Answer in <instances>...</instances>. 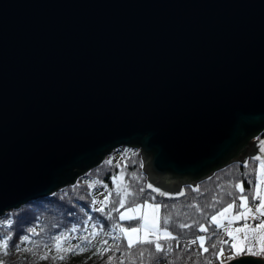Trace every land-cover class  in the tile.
Returning a JSON list of instances; mask_svg holds the SVG:
<instances>
[{
	"label": "water",
	"instance_id": "1",
	"mask_svg": "<svg viewBox=\"0 0 264 264\" xmlns=\"http://www.w3.org/2000/svg\"><path fill=\"white\" fill-rule=\"evenodd\" d=\"M262 130L264 0H0V217L122 147L181 199Z\"/></svg>",
	"mask_w": 264,
	"mask_h": 264
},
{
	"label": "snow or ice",
	"instance_id": "2",
	"mask_svg": "<svg viewBox=\"0 0 264 264\" xmlns=\"http://www.w3.org/2000/svg\"><path fill=\"white\" fill-rule=\"evenodd\" d=\"M258 149L260 153H264V139L259 140ZM256 161H259L258 171L255 167ZM105 163L112 166L114 161L110 159ZM121 163L122 161H116L115 167L120 168ZM242 166L247 169L242 175L250 185L249 190L246 192L242 180L229 181L227 188L231 190L226 191L224 194L231 197V201L220 209H216L215 205L222 204L224 201L223 196L214 197L213 202L206 205V207L214 210V214L209 219V226L195 221L198 226L197 230L200 233H205V235H199L195 239L184 242V252L190 251L193 245L198 244L201 251L197 255L203 257L205 264H212L210 257H214L219 261V264H225V261L230 262L243 255L260 256L264 254V158L261 155H255L244 160ZM124 167L126 168L127 165H124ZM133 178H135L134 174ZM112 182L115 186L112 190H109L108 185H102L104 192H101L100 195L103 199L92 200L93 205H100V207H93V211L101 213L107 220L112 222L109 229L106 230L102 224L97 222L91 225L90 230L84 229L88 233L87 235L70 237L68 233L61 232L51 236V242L49 243L33 239V237L39 236L40 232L36 228H31L26 235L19 239V242L11 244V247L15 249L17 254L20 252L30 254L34 258L33 264H39L41 260H51L52 264H57L58 261H66L77 255L92 251L93 247H95V251H92V256H100L101 259L104 258L105 254L112 253L107 256L105 264H113L114 260H117L119 264H126V262L127 264H135L137 259L140 264H145L146 253L149 260L163 258L167 260V264H176V261L181 259V253L175 251L172 242L174 241L176 249H179L181 240L177 235H173L170 230V226L177 225L172 219V213L168 211L169 205L150 202L155 201L156 196L165 197L169 194L149 183L146 188L150 189L151 192L146 195L145 186L137 189L125 184L122 174L113 176ZM97 184H100V181H93L88 184V188L91 189ZM219 187L223 189L225 186L220 185ZM192 190L200 192L199 188H193ZM113 192L115 196H113ZM237 192L240 195H237ZM151 193H155L156 196L151 195ZM178 195L184 196L185 193L181 191ZM141 197H143V200H141ZM237 201H239L238 204ZM257 201L259 203H256ZM190 207L195 208L198 213L203 212V209L196 204H192ZM234 208L236 209L235 214H233ZM121 209H125V211L121 212ZM161 209L165 210L163 214ZM113 213L118 215L119 221L139 220L140 223L124 227L117 221V217ZM92 220L93 217L89 215L84 223L87 224L88 221ZM241 220L244 221L242 227H233V224ZM249 220L258 221V223L253 225L248 222ZM211 225H215V228L210 232ZM0 226L11 228V219H7V223L0 224ZM178 227L183 230L191 228L192 225L180 223ZM71 232L76 233L77 228L73 227ZM224 236H227L228 240H225ZM71 239H78L79 242L72 244ZM97 240L98 245L94 246L93 242ZM110 240L113 243L110 244ZM11 241V233L0 239V257L7 258L9 256ZM121 241L126 243L122 246ZM160 241H164V243L162 244ZM229 242H231L230 247H225L229 245ZM206 243L208 246H206ZM217 245H219V248H217ZM117 252L120 253L118 257L116 256ZM174 252L175 259L169 260L168 257L172 256ZM225 252L230 254L225 257ZM206 253L209 256H205ZM130 257H135V259H130ZM4 258H0V264H6ZM91 258V256L88 257V259ZM185 264H187V261H185Z\"/></svg>",
	"mask_w": 264,
	"mask_h": 264
},
{
	"label": "trees",
	"instance_id": "3",
	"mask_svg": "<svg viewBox=\"0 0 264 264\" xmlns=\"http://www.w3.org/2000/svg\"><path fill=\"white\" fill-rule=\"evenodd\" d=\"M260 138L264 139V130L255 137V139ZM110 159L111 158H104L98 166L78 177L74 184L63 187L59 191L49 195V198H54V200L53 202H44L46 208L33 211L31 202H28L24 203L21 207L6 212L3 217H0V224H6L7 219H11L12 221L11 228L0 226V239H3L9 233L12 234L9 256L7 258H0L6 259V264H33L34 258L30 254L26 252H20L17 254L15 249L11 247V244L19 242V239L23 235H26L31 228H36L37 231L40 232V235L33 237V239L49 243L51 242V236L57 235L61 232L68 233L70 237L87 235L88 233L84 231V229L87 228L90 230L91 225L97 222L102 224L106 230L109 229L112 222L107 220L101 215V213L93 211L94 206L92 200L94 199V191L93 188H88V184L93 181H100L99 185L102 186L106 184L108 185L109 190H112L115 187L112 182V177L117 174H122L123 182L125 184L137 189L141 186H145V176L141 171L142 158L137 150L130 149L127 153H121L117 159L113 160L114 164L112 166L105 163ZM116 161H122L120 168L115 167ZM257 164L258 163L255 162V167H257ZM124 165H127V167L125 168ZM246 171L247 169H244L243 166L238 168V163H228L222 168L214 171L211 177L197 184V188L200 189V192H195L190 186H185L183 188L185 195L181 197V199L164 200L156 197L155 201L150 202L169 205L168 211L172 213V219L177 225L170 226L173 235H177L180 240L193 239L196 236L205 235V233H200L197 230L198 226L195 221H199V223L209 226L210 216L214 214V210L206 207V205L212 203L214 197L220 196H223L224 203L215 205L216 209H220L225 206L227 202L231 201L232 198L224 194L226 191L231 190L227 188L229 181L235 182L236 180H242L244 181L243 186L246 192L249 190L250 185L242 175V173ZM133 174L135 178H133ZM220 185H224L225 187L221 189L219 187ZM148 193L149 192L146 191L145 194L147 195ZM236 194L240 195L239 192ZM113 196H115L114 192ZM141 200H143V197H141ZM238 203L239 201H237V204ZM192 204H196L198 207L202 208L203 212L198 213L195 208L190 207ZM109 207H111V205H109ZM164 211V209H161L162 214ZM233 211L236 212V209L234 208ZM89 215L93 217V220L88 221V223L85 224L84 221L87 220ZM113 215L117 217V221L124 227H128L130 224H139V220L119 221L118 215L116 213H113ZM180 223H187L192 225V227L181 230L178 227ZM73 227L77 228L76 233L71 232ZM214 228L215 225H211L210 232ZM41 229H43V231H41ZM71 240H76V243L79 242L78 239ZM109 243L111 244L113 242L110 240ZM125 243V241H121L122 246ZM160 243L163 244L164 241H160ZM206 246H208L207 243ZM217 248H219V245H217ZM176 251L181 253V259L176 261V264H185V261H187V264H194V262L195 264H205L203 257H199L197 253H194L191 250L188 252H184L183 249ZM111 254L112 253L109 252L105 254L103 259H101L100 256H92V251H89L66 261H58L57 264H105L107 256ZM119 255L120 253L117 252L116 256L118 257ZM89 256L92 258L88 259ZM205 256H209V254L206 253ZM189 257H191V259H189ZM130 259H135V257H130ZM168 259H175V252L172 256H169ZM210 259L212 264L219 263L214 257H210ZM39 264H52V261L41 260L39 261ZM113 264H119V262L114 260ZM135 264H140L138 259L135 261ZM145 264H167V260L163 258L159 260H149L146 253Z\"/></svg>",
	"mask_w": 264,
	"mask_h": 264
},
{
	"label": "rangeland",
	"instance_id": "4",
	"mask_svg": "<svg viewBox=\"0 0 264 264\" xmlns=\"http://www.w3.org/2000/svg\"><path fill=\"white\" fill-rule=\"evenodd\" d=\"M130 149H134V150H137L138 152H139V150L138 149H135V148H126V147H122V148H118L117 150H114V151H112L109 155H107L105 158H111L112 160H115V159H117L119 156H120V154L121 153H127ZM140 154V153H139ZM236 163H238V162H236ZM257 163H259V162H257ZM257 167H258V170H259V164H257ZM257 167H256V169H257ZM257 170V171H258ZM141 171H142V168H141ZM143 173V172H142ZM214 173V172H213ZM143 175L145 176V174L143 173ZM213 175V174H212ZM211 177V176H210ZM207 178H209V177H207ZM207 178H205V179H207ZM205 179H203V180H205ZM203 180H200L199 182H201V181H203ZM145 182H146V176H145ZM199 182H197L196 183V185H195V187H192L190 184H185L183 187H181V189H182V191H183V188L185 187V186H190L192 189L193 188H197V184L199 183ZM92 183V182H91ZM145 186H146V183H145ZM60 190V189H59ZM58 190V191H59ZM93 191H94V199H96V200H101V199H103V197L100 195V193L101 192H104V190H103V188H102V186L101 185H99V184H97L96 186H94L93 187ZM147 191V190H146ZM57 192V191H56ZM55 193V192H54ZM150 193V192H149ZM53 194V193H52ZM152 194V193H151ZM183 197V196H182ZM159 199H161V198H159ZM164 200H175V199H164ZM94 207H100V205L99 204H96V205H93ZM123 211H125V209H123V210H121V212H123ZM233 213H235V211H233ZM119 219V218H118ZM124 221H128V220H124ZM139 223H140V221H139ZM226 224V223H225ZM243 224H244V222L243 223H239V226H243ZM226 238H227V240H228V237L227 236H225ZM193 239H195V238H193ZM188 240H191V239H187V240H181V246H180V248L179 249H176V247H175V242L173 241L172 242V244H173V248L175 249V251L176 250H180V249H184V242H186V241H188ZM70 242L72 243V244H76V240H70ZM94 243V246H96V245H98V240L97 241H94L93 242ZM225 247H229L228 245H226ZM95 250V247H93V249H92V251H94ZM192 252H194V253H198L199 251H201L200 249H199V247H198V244L197 245H193L192 246V248L190 249ZM229 255V252H225V257H227ZM241 257H250V256H241ZM251 258H255V257H252L251 256ZM255 259H258V257H256ZM262 259H264V258H262ZM219 262V261H218ZM226 262V261H225Z\"/></svg>",
	"mask_w": 264,
	"mask_h": 264
},
{
	"label": "crops",
	"instance_id": "5",
	"mask_svg": "<svg viewBox=\"0 0 264 264\" xmlns=\"http://www.w3.org/2000/svg\"><path fill=\"white\" fill-rule=\"evenodd\" d=\"M257 170H258V167H257ZM257 203H259V202H257ZM233 214H235V213H233ZM243 222H244L243 220L238 221L237 223L233 224V227H242V226H239V223H243ZM225 223H227V222L225 221ZM230 244H231V242H229V245H228L229 247H230ZM243 256H250V257L252 256V257H255V258L258 257V259L264 258V254H262L260 256H253V255H243Z\"/></svg>",
	"mask_w": 264,
	"mask_h": 264
},
{
	"label": "built area",
	"instance_id": "6",
	"mask_svg": "<svg viewBox=\"0 0 264 264\" xmlns=\"http://www.w3.org/2000/svg\"><path fill=\"white\" fill-rule=\"evenodd\" d=\"M248 222H249V223H252L253 225H255L256 223H258V221H251V220H249ZM223 238H224L225 240H227V238H226L225 236H224Z\"/></svg>",
	"mask_w": 264,
	"mask_h": 264
}]
</instances>
